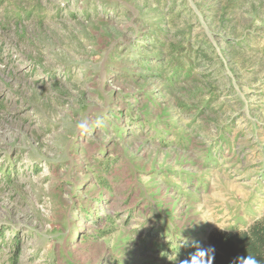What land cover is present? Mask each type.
<instances>
[{
    "label": "rangeland",
    "instance_id": "374dc122",
    "mask_svg": "<svg viewBox=\"0 0 264 264\" xmlns=\"http://www.w3.org/2000/svg\"><path fill=\"white\" fill-rule=\"evenodd\" d=\"M262 218L264 0H0V264H179Z\"/></svg>",
    "mask_w": 264,
    "mask_h": 264
},
{
    "label": "trees",
    "instance_id": "16d2710c",
    "mask_svg": "<svg viewBox=\"0 0 264 264\" xmlns=\"http://www.w3.org/2000/svg\"><path fill=\"white\" fill-rule=\"evenodd\" d=\"M100 180L102 184L106 183V180ZM210 246L215 249L213 264H232L235 257L247 254L264 264V218L243 231L214 233L209 237ZM188 252H194V249Z\"/></svg>",
    "mask_w": 264,
    "mask_h": 264
},
{
    "label": "clouds",
    "instance_id": "9594fccd",
    "mask_svg": "<svg viewBox=\"0 0 264 264\" xmlns=\"http://www.w3.org/2000/svg\"><path fill=\"white\" fill-rule=\"evenodd\" d=\"M92 123H94L96 127H101L103 121L97 119ZM92 123H90L89 120L87 119H83L78 121L75 127L80 135H85L90 131V128L92 127ZM217 227L222 230L224 229L219 225H217ZM191 246L194 247L196 250L190 253L188 258L181 260L179 264H213V260L215 258L214 247L211 246L207 248L201 247L196 241H193ZM232 264H259V261L253 255L247 254L246 256L240 255L235 257L234 260L232 261Z\"/></svg>",
    "mask_w": 264,
    "mask_h": 264
}]
</instances>
